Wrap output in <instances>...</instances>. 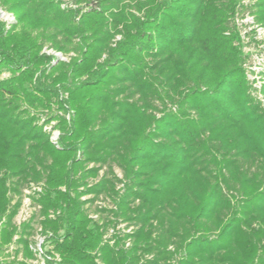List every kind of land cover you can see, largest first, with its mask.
Listing matches in <instances>:
<instances>
[{"label": "trees", "instance_id": "obj_1", "mask_svg": "<svg viewBox=\"0 0 264 264\" xmlns=\"http://www.w3.org/2000/svg\"><path fill=\"white\" fill-rule=\"evenodd\" d=\"M62 4L0 0V248L33 183L23 257L36 222L46 264H264V109L234 24L264 27V0ZM119 222L133 232L110 245Z\"/></svg>", "mask_w": 264, "mask_h": 264}, {"label": "built area", "instance_id": "obj_2", "mask_svg": "<svg viewBox=\"0 0 264 264\" xmlns=\"http://www.w3.org/2000/svg\"><path fill=\"white\" fill-rule=\"evenodd\" d=\"M6 11L2 10L0 8V15L1 16H5ZM12 18V17H11ZM236 20V24L239 25V34L240 37L242 39V43L244 44V41H248V38H253L258 42L257 47H254V49H256V53L253 54L251 56V59L247 60L246 64H245V68H247L250 73L252 75H256L258 78L261 77V74L264 72V54L262 52H260V49H264V28L262 26H259L258 24H256L253 20V17L250 16L249 14H245L244 17H242L241 19L237 18ZM5 22H8V20ZM6 25H8L7 23H5ZM251 36V37H249ZM249 50V48L247 47V44H244L243 47V51L244 50ZM245 53V52H244ZM247 54V53H245ZM255 59V60H254ZM259 62V63H257ZM258 64V65H257ZM253 89L257 90V86L255 85L254 81H253ZM261 100V104L264 108V97H260L259 98ZM42 191V185L41 184H29V186L23 190V198H22V206L21 208L24 206V210H23V216H22V220L25 222H29L30 219L32 218L33 215L37 214L38 211L40 210V206L39 205H30V203H27L30 200V195H39ZM20 211L17 212V216L20 215L19 213ZM22 212V210H21ZM54 213L52 211L49 212V217L53 218L54 217ZM92 218H96V216H91ZM4 221V219H2ZM1 221V220H0ZM20 223V222H19ZM18 223V224H19ZM36 223V222H35ZM2 222H0V226H1ZM126 225V223H122L119 222L115 228H109L105 235L103 236V239L105 242H107L108 244L112 245L114 243V239L112 238L114 235H121L120 230H115L118 229V227H124ZM33 231H34V244L29 245V249L33 255V263L31 264H46L48 261H53L54 263H59L60 262V257L58 254H56L55 252H53L52 249V244L49 242V237L51 236L50 233H46L43 234L42 232V228L41 226L36 223V225L33 227ZM130 229L127 230L128 233H131L130 230H133L132 227H129ZM48 244H51L50 247H46ZM128 244H126L125 246H127ZM17 258V257H16Z\"/></svg>", "mask_w": 264, "mask_h": 264}, {"label": "rangeland", "instance_id": "obj_3", "mask_svg": "<svg viewBox=\"0 0 264 264\" xmlns=\"http://www.w3.org/2000/svg\"><path fill=\"white\" fill-rule=\"evenodd\" d=\"M64 2V4L61 5V7H66V6H70L69 5V0H62ZM71 7V6H70ZM2 10H4L2 7H0ZM5 11V10H4ZM5 13V16H1L0 15V21L2 23H7L8 25H6V27H9L10 25H12L13 23H15V16L9 12H4ZM12 17V18H11ZM253 17V16H252ZM5 20L8 22H5ZM254 20V19H253ZM236 20L234 21V24H236ZM259 26H261L260 24H258ZM264 28V27H263ZM239 29V28H238ZM251 37V36H249ZM241 38V37H240ZM242 40V39H241ZM244 44H247V47L249 48V50H244L243 52L247 53L246 56H248L246 58V60H249L251 59V56H252V53L255 54L256 53V49H254V47H257L258 45V42L255 40V39H251V38H248V41H244ZM244 44H243V47H244ZM259 46V45H258ZM242 47V49H243ZM259 50L260 52H262L264 54V49H260L259 47ZM43 52H45L46 54H49V55H52L53 58H54V61H69V59L71 57H74V54L73 53H68L67 55H63L62 53L60 52H55L53 51L52 49H46L44 48ZM255 60V59H254ZM259 63V62H257ZM258 65V64H257ZM246 70L244 71L245 72V78H246V81H247V84L249 86V93H250V96L252 97V99L256 102H258L260 104V106H262L261 104V100L259 99L260 97H264V73L261 74V77L258 78L256 75H252L250 73V71L245 68ZM8 74L7 73H4L2 75V77H7ZM253 81L255 83V85L257 86V90H254L253 89ZM263 107V106H262ZM264 109V108H263ZM57 112L54 108V113ZM66 118L68 119V115H66ZM56 120H53L51 121L50 123H48L47 125L44 126V131H46V133L48 134V137L49 139L52 141V142H56L57 138H58V135H59V132L58 130L55 128V125H56ZM115 171L119 174V171L118 169H115ZM38 196V195H37ZM36 195H33L31 194L30 195V200L27 202V203H30V205H36V203L33 201V198L34 197H37ZM89 196H86V197H83L82 199H86L88 198ZM22 204V203H21ZM22 205H20V208L18 211H20V215H16L13 219V224L16 228V231L18 234H16L12 240H11V244L10 245H7V246H4L3 248H0V262L2 261H11V260H19V261H24L26 262L27 264H31L33 263L34 259H33V255L31 254V256L29 257H23V250H22V246L21 244H17L18 240L20 239V235H19V232L21 231V228L24 224L28 223V222H25L22 220V216H23V210H24V206L21 208ZM91 210L93 209L90 208ZM22 210V212H21ZM91 216H94L93 214H91ZM0 222H4L3 220H1ZM20 222V223H19ZM19 223V224H18ZM2 225V224H1ZM36 225V223H32V228ZM129 227H132V226H128V225H125L123 228L122 227H118V229H115V230H120L121 232V235L122 236H126L127 234H130L128 233L127 230H129L130 228ZM133 228V227H132ZM34 229V228H33ZM131 233L133 232V230H130ZM50 233V232H48ZM51 234V233H50ZM33 236H34V231L32 230V235L28 237V247L31 243V245L34 244V239H33ZM126 244H128L127 246H125ZM51 244H48L46 247H50ZM130 246V238H125L124 239V244H123V247L127 248ZM170 249H172V247H169ZM52 249H53V252L54 251V246L52 244ZM56 253V252H55ZM57 254V253H56ZM17 257V258H16Z\"/></svg>", "mask_w": 264, "mask_h": 264}]
</instances>
